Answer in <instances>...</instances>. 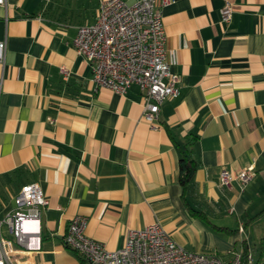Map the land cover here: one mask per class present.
I'll return each mask as SVG.
<instances>
[{
    "label": "crops",
    "instance_id": "crops-1",
    "mask_svg": "<svg viewBox=\"0 0 264 264\" xmlns=\"http://www.w3.org/2000/svg\"><path fill=\"white\" fill-rule=\"evenodd\" d=\"M104 1L0 5V214L28 183L48 199L39 222L24 223L40 249L16 247L17 262L86 264L62 243L80 215L85 234L110 251L128 232L159 223L187 251L224 260L246 253L264 264V0L161 7L166 60L180 82L156 128L142 118L137 86L96 88L73 47ZM226 2L231 18L221 22ZM184 150L197 163L186 190L178 182ZM249 166L256 174L242 190L237 180L220 184L221 171Z\"/></svg>",
    "mask_w": 264,
    "mask_h": 264
},
{
    "label": "built area",
    "instance_id": "built-area-1",
    "mask_svg": "<svg viewBox=\"0 0 264 264\" xmlns=\"http://www.w3.org/2000/svg\"><path fill=\"white\" fill-rule=\"evenodd\" d=\"M172 0H107L100 4L96 20L77 29L73 40L76 53L90 66L96 88L124 94L132 85L142 97V118L157 127L161 104L179 94L180 76L170 72L166 60V36L161 7ZM5 6L6 0H0ZM232 6L220 9L221 22L231 18ZM5 44L0 42V63ZM64 73V70H62ZM1 92V80H0ZM256 174L249 166L236 175L220 172V184L229 186L237 180L242 190ZM14 208L0 219V264H19L17 248L40 249L39 236L25 230L24 223L39 222L48 199L37 183L22 185L15 196ZM86 218L74 216L63 236V246L79 254L86 264H252L249 254L233 252L227 260L208 253H194L178 245L159 225L127 233L123 246L107 250L85 234ZM38 234V233H37ZM37 239L36 244L31 240ZM16 245V246H15ZM17 247V248H16Z\"/></svg>",
    "mask_w": 264,
    "mask_h": 264
},
{
    "label": "trees",
    "instance_id": "trees-1",
    "mask_svg": "<svg viewBox=\"0 0 264 264\" xmlns=\"http://www.w3.org/2000/svg\"><path fill=\"white\" fill-rule=\"evenodd\" d=\"M196 161L192 158L190 153L187 150H184L180 159H179V175L178 182L183 187L184 190L187 189L190 184L192 175L196 168ZM246 253H244V258Z\"/></svg>",
    "mask_w": 264,
    "mask_h": 264
},
{
    "label": "rangeland",
    "instance_id": "rangeland-1",
    "mask_svg": "<svg viewBox=\"0 0 264 264\" xmlns=\"http://www.w3.org/2000/svg\"><path fill=\"white\" fill-rule=\"evenodd\" d=\"M7 212H8V211H7ZM5 214H6V212H5ZM5 214H4V215H5ZM4 215L1 213V214H0V219H2V218L4 217Z\"/></svg>",
    "mask_w": 264,
    "mask_h": 264
}]
</instances>
